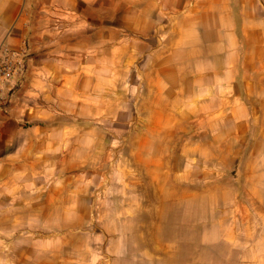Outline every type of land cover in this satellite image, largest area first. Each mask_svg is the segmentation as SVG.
<instances>
[{"label":"crops","instance_id":"crops-1","mask_svg":"<svg viewBox=\"0 0 264 264\" xmlns=\"http://www.w3.org/2000/svg\"><path fill=\"white\" fill-rule=\"evenodd\" d=\"M98 1L0 0V48L9 46L23 63L0 109V264H72L68 255L78 250L75 224L83 219L63 216L70 209L63 193L69 197L79 190L62 182L63 172L54 169L63 160L55 152L64 140L62 118L78 119L85 109L122 110L126 102L121 96L117 100L110 86L112 79L126 76L121 64L129 55L142 83L136 102L141 137L153 146L139 147L137 158L223 160L239 159L244 152L249 214L261 225L252 247L264 254V0H151L146 9L152 15H176L174 29L147 52L143 39H136L132 54L123 38L112 40L111 0ZM67 11L78 21L84 17L87 27L77 23L79 33L59 35L56 29L64 21L54 17ZM80 78L93 83L86 108ZM15 81L21 85L11 92ZM176 129L190 139L168 155ZM204 144L216 145L214 151ZM228 144L232 149L225 152ZM199 170L174 174L192 182L201 179ZM221 192L235 194V202L239 196L235 186ZM65 222L71 224L66 231L41 233V225ZM46 244L55 248L48 251ZM65 246L72 248L69 254Z\"/></svg>","mask_w":264,"mask_h":264},{"label":"rangeland","instance_id":"rangeland-1","mask_svg":"<svg viewBox=\"0 0 264 264\" xmlns=\"http://www.w3.org/2000/svg\"><path fill=\"white\" fill-rule=\"evenodd\" d=\"M77 1L83 5L99 2ZM137 2L111 0L112 40L123 38L130 53L134 51L136 39H143L145 52L154 42L164 43L176 19L173 12L165 16L152 15L151 8L146 9L151 0H139L138 5ZM62 14L63 17H54L58 22L64 21V26L56 29L59 35L79 33L77 23L87 24L84 17L78 21L79 17L74 15V18L71 11ZM26 45L22 40L21 47ZM130 57L121 64L126 76L112 79L110 86L118 95L117 100L121 96L122 102H126L122 110L91 112L85 109L80 111L78 119L67 115L62 118L64 140L55 152L57 156L63 155V160L55 162L54 169L57 167L58 172H63L62 182L73 184L79 190L68 194L69 197H66L67 192L63 193L65 207L70 208L64 209L63 216L66 221L75 216L83 219L75 224L72 235L78 250L69 254L72 248L65 246L64 252L69 254L72 264H264L263 250L252 247L254 234L261 225L254 224L259 218L254 217L253 212L249 214L244 152L239 159H231L229 155L223 160L137 158L139 147L150 149L153 146L146 145L141 137L142 115L136 102L142 83L135 77L136 65L131 63ZM117 71H120L119 64ZM97 82L103 87V80ZM17 84L11 92L21 85ZM78 85L84 96L81 106L86 108L88 89L93 83L89 86L88 80L80 78ZM5 93L6 102L2 107L7 103L8 90ZM176 131L168 155H175L185 146V140L190 139L180 129ZM215 146L202 145L213 151ZM226 147L229 150L225 152L231 151V144ZM196 166L201 171L200 180L184 182L174 174L178 170H194ZM154 167L156 170L152 173ZM232 186L239 195L236 202L235 194L221 192L222 187ZM41 226V233L49 237L53 228L58 232L66 231L71 224ZM45 248L49 251L55 246L46 244Z\"/></svg>","mask_w":264,"mask_h":264},{"label":"built area","instance_id":"built-area-1","mask_svg":"<svg viewBox=\"0 0 264 264\" xmlns=\"http://www.w3.org/2000/svg\"><path fill=\"white\" fill-rule=\"evenodd\" d=\"M23 69L19 53L7 47L0 48V109L6 102L5 90L9 84L18 78Z\"/></svg>","mask_w":264,"mask_h":264}]
</instances>
